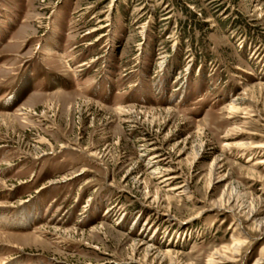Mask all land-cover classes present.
<instances>
[{
	"label": "rangeland",
	"instance_id": "obj_1",
	"mask_svg": "<svg viewBox=\"0 0 264 264\" xmlns=\"http://www.w3.org/2000/svg\"><path fill=\"white\" fill-rule=\"evenodd\" d=\"M260 161L264 0H0V264H264Z\"/></svg>",
	"mask_w": 264,
	"mask_h": 264
},
{
	"label": "crops",
	"instance_id": "obj_2",
	"mask_svg": "<svg viewBox=\"0 0 264 264\" xmlns=\"http://www.w3.org/2000/svg\"><path fill=\"white\" fill-rule=\"evenodd\" d=\"M52 47H58V45L55 44ZM22 68V71H19L14 76L13 83L9 86L10 102L12 104L20 103L26 95L34 94V91H38V89H42L45 92H62L68 82L62 74L54 73L55 70L48 67L43 60H38V58L25 61L22 64ZM5 100L8 102L6 97Z\"/></svg>",
	"mask_w": 264,
	"mask_h": 264
},
{
	"label": "bare ground",
	"instance_id": "obj_3",
	"mask_svg": "<svg viewBox=\"0 0 264 264\" xmlns=\"http://www.w3.org/2000/svg\"><path fill=\"white\" fill-rule=\"evenodd\" d=\"M261 162V161H260ZM217 163V162H216ZM261 164H264V161L263 162H261ZM214 167V166H213ZM172 178V177H171ZM219 181H223V179L222 180H220L219 179ZM185 186V185H184ZM184 189V188H183ZM185 193V192H184ZM231 193V192H230ZM226 195V194H225ZM230 195V194H229ZM222 201L223 202H225L226 203V201H225V198H222ZM230 202L228 201L227 202V204H229ZM220 206H222V205H220ZM237 206V205H236ZM243 210V209H242ZM251 210V209H250ZM244 211V210H243ZM259 215V211L258 210H255V211H251L250 212V215H249V217L248 218H250L251 217V219H253L254 220V222L256 223V218H257V216ZM261 223V225H262V223L263 222H260ZM241 244H242V242H241V240H234L233 241V243H232V246L229 248V249H227V251L226 252H228V253H230L231 255H232V257L230 256V258H233V257H236L237 255H238V252H239V248H240V246H241ZM215 255H217V253H215ZM221 255V254H220ZM170 255L169 254H164V257H169ZM221 257H223V258H227L224 254L221 256ZM220 258V257H219ZM259 258H261V256L259 257ZM260 260V259H259ZM210 262V264H213V262L214 261H209ZM255 264H257V262L255 263Z\"/></svg>",
	"mask_w": 264,
	"mask_h": 264
}]
</instances>
